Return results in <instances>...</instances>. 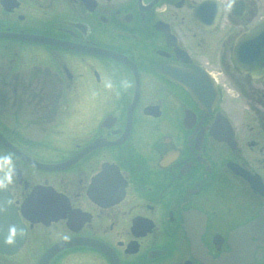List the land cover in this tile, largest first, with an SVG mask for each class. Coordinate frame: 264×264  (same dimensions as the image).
<instances>
[{"label":"flooded vegetation","instance_id":"obj_1","mask_svg":"<svg viewBox=\"0 0 264 264\" xmlns=\"http://www.w3.org/2000/svg\"><path fill=\"white\" fill-rule=\"evenodd\" d=\"M262 13L0 0V264H264V75L232 57Z\"/></svg>","mask_w":264,"mask_h":264},{"label":"water","instance_id":"obj_2","mask_svg":"<svg viewBox=\"0 0 264 264\" xmlns=\"http://www.w3.org/2000/svg\"><path fill=\"white\" fill-rule=\"evenodd\" d=\"M44 41L54 45L61 44L60 41L53 39H45ZM232 55L236 66L244 73L255 78L264 75V21L254 25L235 40ZM4 192V184L1 181L0 194L3 196ZM1 210L2 205L0 206V212ZM253 249V244L250 245L245 240L235 241L232 244L230 253L222 255L214 261L208 259L205 264H252ZM52 254L46 253L38 264H46Z\"/></svg>","mask_w":264,"mask_h":264},{"label":"rangeland","instance_id":"obj_3","mask_svg":"<svg viewBox=\"0 0 264 264\" xmlns=\"http://www.w3.org/2000/svg\"><path fill=\"white\" fill-rule=\"evenodd\" d=\"M262 3H264V0H262ZM262 14H264V13H262ZM243 122H245V120H244ZM240 125H241V124H240Z\"/></svg>","mask_w":264,"mask_h":264}]
</instances>
